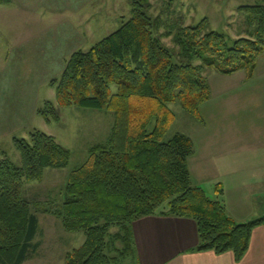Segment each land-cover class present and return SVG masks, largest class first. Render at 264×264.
Here are the masks:
<instances>
[{
  "label": "trees",
  "instance_id": "trees-1",
  "mask_svg": "<svg viewBox=\"0 0 264 264\" xmlns=\"http://www.w3.org/2000/svg\"><path fill=\"white\" fill-rule=\"evenodd\" d=\"M129 2L130 17L119 28L88 50L70 54L60 77L49 82L55 102L45 101L37 109L46 122L59 119L60 107L113 112L107 140L90 147L86 160L69 173L62 201L41 208L54 214L64 230L85 235L64 264H109L115 240L122 245L115 251L138 264L132 222L155 214L191 218L198 235L196 250L231 251L240 259L264 215L238 222L226 212L221 183H214V196L209 197L203 186L192 182V139L176 132L164 140L173 115L158 106L176 103L203 121L199 108L210 98L211 73L246 70L250 77L264 49V3L238 7L252 39L231 38L204 18L176 26L170 47L155 32L159 19L148 15L149 0ZM10 3L0 0V5ZM132 99L153 100L157 108L133 110ZM13 142L19 164L0 158V264H22L38 247L33 242L38 218L22 197L23 184L41 181L46 168L66 167L71 156L54 136L39 129Z\"/></svg>",
  "mask_w": 264,
  "mask_h": 264
},
{
  "label": "rangeland",
  "instance_id": "rangeland-1",
  "mask_svg": "<svg viewBox=\"0 0 264 264\" xmlns=\"http://www.w3.org/2000/svg\"><path fill=\"white\" fill-rule=\"evenodd\" d=\"M50 3L53 12L59 10V6L64 8L52 15L26 16L23 21L14 10L0 11V158L6 156L19 164L13 139L27 138L33 129L54 136L71 153L66 167L46 168L41 181L25 182L22 186V197L31 204L38 218V230L33 240L38 247L22 264H64L67 253L79 248L85 239L81 231L64 230L54 214L43 212L41 208L44 204L50 206L62 201V189L69 173L86 160L90 147L107 140L113 112L60 107L59 119L46 122L37 109L45 101L55 102V89L49 82L60 77L70 54L78 49L88 50L119 28L131 12L129 0H50ZM149 3L148 15L159 19L155 32L162 34L164 44L173 47L171 37L176 26L195 24L204 18L211 28L231 38L252 39L253 36L249 35L251 29L238 7L264 3V0H149ZM255 62L252 74L257 69L253 76L257 82L258 77L264 74V49ZM246 76V70L231 75L213 72L208 76L211 95L199 108L203 121L187 114L176 103H168L163 108L158 106L159 110L173 115L164 140L176 132L184 133L192 139L196 150L201 135L226 124L227 118L238 123L239 128L241 121L246 119L245 128L249 131L264 129V119L259 118V113H264L263 107L258 100L246 98L249 88ZM131 106L133 110L157 108L155 101L144 99H132ZM229 127L234 129L233 124ZM230 135L226 138L229 139ZM210 138L207 137L206 143ZM229 156L232 161L234 156ZM207 163L209 167L206 163H189L191 180L199 182L206 189V194L213 197L215 177L212 172L225 173L224 179L220 180L226 184L229 216L232 214L236 221L243 222L264 214V203L260 204L263 201H259L257 208L252 196L233 182L239 178L226 175V170L228 173L230 169H226L223 162L217 165L209 159ZM115 231V227L111 228L112 233ZM113 246L118 251L122 250L121 243L116 240ZM115 249L108 252L112 259L109 264H132L130 256L121 255Z\"/></svg>",
  "mask_w": 264,
  "mask_h": 264
},
{
  "label": "crops",
  "instance_id": "crops-1",
  "mask_svg": "<svg viewBox=\"0 0 264 264\" xmlns=\"http://www.w3.org/2000/svg\"><path fill=\"white\" fill-rule=\"evenodd\" d=\"M63 8L59 6L60 11ZM6 9L20 14L19 19L22 21L26 16L33 18L35 15H52L59 11L53 12L50 0H12L10 5H0V11ZM255 73L250 77L246 76V82L249 81L246 83L249 87L246 98L258 100L264 109V74L255 82ZM243 81L245 82L244 79ZM259 115L260 119H264V113L260 112ZM230 120L227 118L226 124L201 135L198 149L194 148L193 154L188 158V165L195 161L197 165L206 163L209 167V159L217 165L223 162L225 168L230 169L228 173L226 170V175L239 178L233 179V182L252 196L258 208L259 201H263L260 203L262 205L264 203V129L249 131L245 128L246 119L241 121V128L238 123ZM232 124L234 129L229 127ZM229 135V139L226 138ZM207 137H211L208 143ZM229 155L234 156L232 161ZM212 175L216 178L213 183L219 182L223 186L228 214L226 184L220 180L225 173L214 170ZM132 233L138 264H264V222L253 227L248 247L240 259H236L231 251L216 254L212 250H196L198 235L196 224L191 218L158 214L143 216L132 222Z\"/></svg>",
  "mask_w": 264,
  "mask_h": 264
}]
</instances>
